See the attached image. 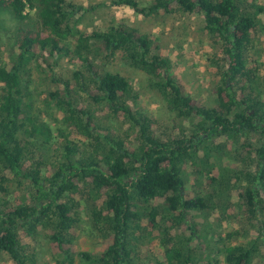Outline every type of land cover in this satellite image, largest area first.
<instances>
[{
	"label": "trees",
	"instance_id": "16d2710c",
	"mask_svg": "<svg viewBox=\"0 0 264 264\" xmlns=\"http://www.w3.org/2000/svg\"><path fill=\"white\" fill-rule=\"evenodd\" d=\"M112 4L145 17L177 9L200 12L226 63L214 87L215 103L205 106L186 92L148 33L125 24L83 31L77 14L84 7L71 0H0V13L8 12L16 23L17 50L10 64L0 65V254H9L14 264H34L36 255L26 239L42 237L56 250L57 264H131L143 239L138 231L146 229L160 232L165 252L159 264H200L192 244L198 236L192 213L206 214L235 186L245 218L259 231L246 242L226 244L222 259L206 264H255L264 255V74L249 65L248 55L258 28L264 27V0ZM118 51L148 74L149 84L174 112L169 134L136 107L131 80L107 69L105 60ZM62 57L79 65L72 77L52 76L56 88L49 95L64 125L56 132L59 141L52 143L50 126L25 101L23 75L31 60L53 70ZM85 97L128 122L125 134L101 125L98 111L83 103ZM220 136L234 142L233 149L217 141ZM39 138L52 151L48 159L31 151ZM223 157L239 166L222 165ZM188 166L198 183L192 196L186 195ZM22 179L31 189L12 203V185ZM82 209L107 242L100 253L73 249Z\"/></svg>",
	"mask_w": 264,
	"mask_h": 264
},
{
	"label": "rangeland",
	"instance_id": "374dc122",
	"mask_svg": "<svg viewBox=\"0 0 264 264\" xmlns=\"http://www.w3.org/2000/svg\"><path fill=\"white\" fill-rule=\"evenodd\" d=\"M71 1L84 7L77 14L78 27L83 31L106 30L113 24H125L129 28H135L142 33L152 35L160 45L158 52L170 59L172 73L180 80L186 92L205 106L214 105L216 99L214 87L220 82L221 69L226 63L220 51L221 44L204 29V17L200 12H182L177 9L171 14L162 12L153 17H145L129 6L112 4L113 0ZM139 1L141 4L147 5L151 0ZM31 14L33 18L36 16L33 10ZM15 24L8 12L0 13V65L10 64L14 59V53H17L13 32ZM248 61L249 65L264 74V27H259L253 38ZM105 63L107 69L119 71L131 80L135 92L138 94V99L135 102L136 107L154 119L156 128H159L164 134H169L173 130L175 114L170 110L162 95L149 84L148 74L133 67L124 58L122 51H118L115 56L105 60ZM78 65V62L68 57H62L56 63L55 68L50 70L38 65L36 60H31L23 75L25 101L32 103L31 113L36 115L41 122L50 126L55 136L52 143L59 141L57 138L59 135H56L57 130L64 128L61 110L49 95L51 90L56 88L52 76L72 77L73 71ZM1 87L0 83V92ZM82 100H84L83 103L91 105L98 111L101 125L125 134L129 124L123 121L122 117L113 116L112 113L104 110L103 105H96L86 97ZM185 124L189 125V122H185ZM132 138L133 136H131ZM42 141L44 140L41 138L35 139L31 151L36 152L33 153L36 158L48 159L52 151L48 152L46 150L48 144H43ZM217 141L226 143L227 150H231L235 146L234 142L229 141L225 136L218 137ZM41 151L44 156L40 155ZM222 165L234 168L239 166V162L230 157H223ZM187 170L191 173L190 166L187 167ZM218 170L217 167L216 171ZM197 185L194 174L191 173L186 182V195L192 196L195 189L198 188ZM30 189L31 186L26 179H22L18 183L15 182L12 185L9 199L12 203H17L28 195ZM227 194V197L223 196L221 201L217 202L216 206L208 210L206 214L193 212L190 218L191 225L193 224L196 228L195 235H198L193 239L192 244L196 250V259L200 264H206L208 261L213 262L215 257L219 259L226 244L246 242L259 231V227H255L253 230L250 222L245 218L241 207L242 201H239L238 197V187L233 186L231 190L228 189ZM80 199L81 206H85L84 199L81 197ZM78 218L73 249L94 253L102 252L107 242L103 241L98 231L93 227L86 209L81 210V215ZM142 224H147L145 218L142 220ZM182 229L184 228L180 227V231ZM199 233L202 235L201 237H199ZM138 235L143 236V239L136 243L131 264H159V261L164 259L165 252V246L159 239L160 232L145 229L144 233L138 231ZM26 242L33 247V252L36 255L34 264H57V255L53 254L56 250L45 238L39 237L37 240L27 238ZM262 253L264 254V249ZM263 262L264 255L255 260V264ZM0 264H14V262L9 254L2 252ZM75 264H78V260Z\"/></svg>",
	"mask_w": 264,
	"mask_h": 264
}]
</instances>
